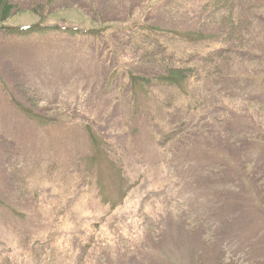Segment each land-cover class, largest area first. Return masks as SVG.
I'll return each mask as SVG.
<instances>
[{
  "label": "rangeland",
  "instance_id": "obj_1",
  "mask_svg": "<svg viewBox=\"0 0 264 264\" xmlns=\"http://www.w3.org/2000/svg\"><path fill=\"white\" fill-rule=\"evenodd\" d=\"M254 1H228L238 27L221 40L216 0H12L0 264H264Z\"/></svg>",
  "mask_w": 264,
  "mask_h": 264
},
{
  "label": "trees",
  "instance_id": "obj_2",
  "mask_svg": "<svg viewBox=\"0 0 264 264\" xmlns=\"http://www.w3.org/2000/svg\"><path fill=\"white\" fill-rule=\"evenodd\" d=\"M228 1L229 0H216V2L219 4L220 7H226L228 9L226 15L221 17V24L220 25L222 27V30H220V32H223L222 36L220 37L221 40H223V38H225L226 36H228V33L231 34L234 31H236L235 28L238 27V26H235L234 28H232V30H229V27H231L232 26V23H234V18L232 16V11L229 10ZM249 1L251 2L250 4H251L252 7H260L259 4L257 2H255L254 0H249ZM14 7L15 6L12 3V0H0V22L1 21H4L5 19H7V18H9L11 16L12 11L14 10ZM38 24H41V21H38ZM252 24H253V21H251L250 19H246V20H243V21H241V22L238 23V25H241L242 28L245 29L247 32L248 31L250 32V26ZM31 28H35V25L23 27V30H25V29H31ZM238 33H239V35L241 37V40H240L241 45H240V47H241V49H244V46L246 44L243 42V37L241 36V33L239 31H238ZM253 33H255V32H253ZM225 65H227V61H225ZM185 70H186L185 68H182L181 70L180 69H177L176 71L178 73H173L174 75H177V78L174 79L175 82L173 84H177L178 87H181V90H183L185 94H188L189 95V93L182 87L183 86V82L181 83V85L179 84L182 79H186L187 77L189 78V76H187V77L184 76V74L187 73Z\"/></svg>",
  "mask_w": 264,
  "mask_h": 264
}]
</instances>
